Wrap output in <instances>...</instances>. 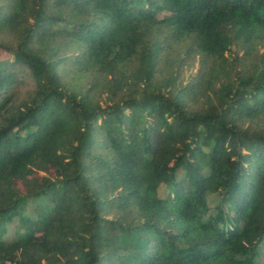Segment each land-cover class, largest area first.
<instances>
[{"label": "trees", "instance_id": "16d2710c", "mask_svg": "<svg viewBox=\"0 0 264 264\" xmlns=\"http://www.w3.org/2000/svg\"><path fill=\"white\" fill-rule=\"evenodd\" d=\"M2 53L0 264H264V0H0Z\"/></svg>", "mask_w": 264, "mask_h": 264}, {"label": "rangeland", "instance_id": "374dc122", "mask_svg": "<svg viewBox=\"0 0 264 264\" xmlns=\"http://www.w3.org/2000/svg\"><path fill=\"white\" fill-rule=\"evenodd\" d=\"M6 55L1 54L0 59H5ZM167 193L166 188L164 185H160L158 188V194L160 197H164ZM207 199L210 204L215 203L217 201V196L214 192L210 193L207 196ZM36 212L35 208L32 206L30 202H27L26 208H25V213L24 216H32ZM20 229V221L16 219V217H13L12 219H2L0 218V239L4 240L11 237L15 236L19 233ZM258 261L261 263L263 262L261 257L258 258Z\"/></svg>", "mask_w": 264, "mask_h": 264}]
</instances>
